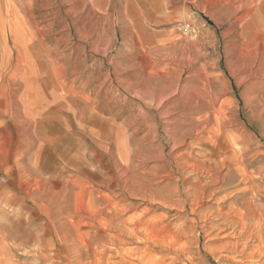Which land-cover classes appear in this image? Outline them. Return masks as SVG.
<instances>
[{
	"label": "rangeland",
	"instance_id": "rangeland-1",
	"mask_svg": "<svg viewBox=\"0 0 264 264\" xmlns=\"http://www.w3.org/2000/svg\"><path fill=\"white\" fill-rule=\"evenodd\" d=\"M205 1L49 0L54 27L68 24L51 37L52 74L64 55L78 85L93 73L100 137L114 125L107 143L87 133L66 160L23 166L36 179L19 181L20 219L41 226L37 207L65 221L51 264H264V18L242 0ZM169 83L160 108L134 95Z\"/></svg>",
	"mask_w": 264,
	"mask_h": 264
},
{
	"label": "crops",
	"instance_id": "crops-1",
	"mask_svg": "<svg viewBox=\"0 0 264 264\" xmlns=\"http://www.w3.org/2000/svg\"><path fill=\"white\" fill-rule=\"evenodd\" d=\"M241 3L256 5L257 18H264V0ZM67 27H54L49 0L46 6L45 0L42 5L36 0H0V264H51L50 258L62 241L58 229L65 225L64 220L41 218L37 207L31 211L37 213L36 222L41 226L20 219V199L30 194L19 181L36 179L32 172L36 164L56 163L57 157L66 160L67 149L83 142L87 133L94 136L96 146L99 139L107 143L113 137L114 125L107 122L103 126L106 136L99 135L93 73L78 85L84 72L77 65L69 66L64 55L58 66L61 72L52 74L51 57L60 49L52 45L51 37L54 32L55 37L63 35ZM142 51L141 47L139 53ZM152 57L147 66H140L141 72L155 66L157 59ZM172 85L167 86L174 90ZM139 91L150 90L140 87ZM102 115L103 119L109 114ZM25 164L32 169L23 171ZM22 206L26 208V204ZM79 206L75 203L74 207L77 210ZM60 210L66 212L65 207Z\"/></svg>",
	"mask_w": 264,
	"mask_h": 264
},
{
	"label": "bare ground",
	"instance_id": "bare-ground-1",
	"mask_svg": "<svg viewBox=\"0 0 264 264\" xmlns=\"http://www.w3.org/2000/svg\"><path fill=\"white\" fill-rule=\"evenodd\" d=\"M201 6V5H200ZM73 7V6H72ZM126 11V10H125ZM238 13V12H237ZM241 13V12H240ZM147 21V20H146ZM219 21V20H218ZM14 26V25H13ZM150 26V25H149ZM131 32H132V29H131ZM19 37V36H18ZM133 38V37H132ZM133 41V40H132ZM20 44V43H19ZM98 49V48H97ZM97 52V51H96ZM137 54V53H136ZM145 74V73H144ZM149 77V76H148ZM218 82V81H217ZM210 83V82H209ZM221 83V82H220ZM122 85H124V84H122ZM165 85V84H164ZM144 86V85H143ZM175 86V85H174ZM179 86V85H178ZM124 87V86H123ZM141 87V86H140ZM147 87V86H146ZM126 88V87H125ZM129 89H130V87H129ZM137 89V88H136ZM135 89V90H136ZM145 89V88H144ZM162 90L160 91V93L158 94V95H155L156 93H154V94H151V93H149V92H142V91H139V90H136V92H134L135 94V96L136 97H138V98H140L141 100H143V101H145V102H147V103H149L150 105H153V106H156V107H159L160 108V106L164 103V101L166 100V98H168V96L169 95H171V94H174V91H173V89H172V87H170V86H166V87H163V88H161ZM178 89V88H177ZM182 89V88H181ZM134 90V91H135ZM155 90V89H154ZM223 90V89H222ZM127 91V90H126ZM129 92H131V91H129ZM85 98V97H84ZM87 100V99H86ZM96 101V100H95ZM97 105V104H96ZM155 108V107H154ZM167 110V109H166ZM163 111V110H162ZM215 114H217V113H215ZM218 114H220V115H222L223 113H222V111H219L218 112ZM208 115H210V114H208ZM211 117V116H210ZM209 117V118H210ZM217 119V118H216ZM220 119V118H219ZM149 123V122H148ZM147 124V123H146ZM215 125V124H214ZM169 127V126H168ZM167 127V128H168ZM215 129H217L216 127H215ZM214 129V130H215ZM227 129V128H226ZM211 130H213V129H211ZM93 131V130H92ZM171 131V130H170ZM192 131V130H191ZM167 134V133H166ZM216 134V133H215ZM220 134V133H219ZM215 136V135H214ZM170 137H172L171 135H170ZM168 139V138H167ZM242 139V138H241ZM238 140V139H237ZM215 141H216V139H215ZM195 142V141H194ZM99 143V142H98ZM106 143V142H105ZM201 142H199V144H200ZM101 144V143H100ZM109 144V143H108ZM178 144H179V142H174L173 141V146H172V148H176L177 146H178ZM185 144V143H184ZM206 144V143H205ZM105 147V146H104ZM111 147V146H110ZM200 147H201V145H200ZM206 147V146H205ZM223 145H218L217 146V149H216V151H214V153H213V155L216 157V158H223V160H224V156H222L223 154H225V150H222L223 149ZM125 148V147H124ZM141 148V147H140ZM110 150V149H109ZM193 150V149H192ZM203 150V149H202ZM107 151H108V149H107ZM170 151V150H169ZM174 151V150H173ZM179 151V150H178ZM249 151V150H248ZM109 152V151H108ZM112 152H114V151H112ZM161 152V151H160ZM175 152V151H174ZM183 152V151H182ZM186 152V151H185ZM206 152V151H205ZM111 153V152H110ZM141 153V152H140ZM164 153V152H163ZM166 153V152H165ZM197 153V152H196ZM232 153V152H231ZM230 153V154H231ZM248 153V152H247ZM180 154V153H179ZM200 154V153H199ZM144 155V154H143ZM186 155V154H185ZM205 155V154H204ZM228 155V154H227ZM116 156V155H115ZM192 156H195V155H192ZM198 156V155H197ZM117 157V156H116ZM181 157V156H180ZM199 157H201V156H199ZM202 157H203V155H202ZM232 157V156H231ZM131 158V157H130ZM169 158V157H168ZM230 158V157H229ZM119 159V158H118ZM143 159V158H142ZM148 159V158H147ZM243 159V158H242ZM226 160H228V159H226ZM225 160V161H226ZM237 160V159H236ZM115 161H116V159H115ZM203 161H205V159L203 160ZM114 162V161H113ZM118 162V161H117ZM155 162V161H154ZM190 162H192V161H190ZM116 163V162H115ZM195 163V162H194ZM197 163V162H196ZM210 163V162H209ZM150 164V163H149ZM153 164V163H152ZM184 164L185 165H188V166H190L191 164L189 163V161L188 160H184ZM204 164V163H203ZM127 165V164H126ZM217 166V165H216ZM215 166V167H216ZM117 167V166H116ZM191 167V166H190ZM161 168V167H160ZM171 168V167H170ZM236 168V167H235ZM239 168V167H238ZM237 168V169H238ZM217 169V168H216ZM234 169V168H233ZM198 170V169H197ZM220 170V169H219ZM232 170V169H231ZM161 171V170H160ZM252 172V171H251ZM201 173V172H200ZM242 173V172H241ZM119 174V173H118ZM142 174V173H141ZM148 174V173H147ZM166 174V173H165ZM189 174V173H188ZM229 174H231V172L229 173ZM235 174V173H234ZM237 174V173H236ZM125 175V174H124ZM169 175V174H168ZM171 175V174H170ZM120 176V175H119ZM238 176V178H239V174L237 175ZM142 177H144V175H142ZM148 177V176H147ZM184 178H185V176H183ZM213 177V176H212ZM212 177H208V178H212ZM234 177V176H233ZM232 177V178H233ZM112 178V177H111ZM236 178V177H235ZM234 178V179H235ZM244 178V177H243ZM204 179V178H203ZM229 179V178H228ZM146 180V179H145ZM164 180V179H163ZM236 180V179H235ZM230 181V180H229ZM232 181V180H231ZM158 182V181H157ZM193 183V182H192ZM160 185V184H159ZM130 186V185H129ZM164 187V186H163ZM132 188V187H131ZM130 188V189H131ZM197 188V187H196ZM256 190V189H255ZM210 192V191H209ZM246 192V191H245ZM173 193V192H172ZM210 194V193H209ZM211 195H213V194H211ZM209 196V197H212V196ZM244 195V194H243ZM247 195V194H246ZM259 195V194H258ZM136 197V196H135ZM134 197V198H135ZM141 198V197H140ZM243 198V197H242ZM259 198V197H258ZM257 198V199H258ZM147 199H149V198H147ZM263 199V198H262ZM143 200H145V198H143ZM177 200V199H176ZM191 200V199H190ZM156 201V200H155ZM154 201V202H155ZM180 201V200H179ZM189 201V200H188ZM241 201V200H240ZM146 203V202H145ZM120 204V203H119ZM149 204V203H148ZM241 204V203H240ZM187 206V205H186ZM207 206V205H206ZM196 207V206H195ZM242 207V206H241ZM193 208H194V206H193ZM164 209V208H163ZM201 209V208H200ZM156 210V209H155ZM244 210H246V209H244ZM154 211V210H153ZM147 213H149V212H147ZM150 213H151V211H150ZM245 213H246V211H245ZM223 215V214H222ZM250 215V214H249ZM253 215V214H252ZM142 216H143V214H142ZM262 216V215H261ZM144 217V216H143ZM146 217H148L147 215H146ZM221 217V216H220ZM139 218V217H138ZM145 218V217H144ZM209 218H210V216H209ZM237 217L235 216V219H236ZM260 218V217H259ZM215 219V218H214ZM250 219H251V217H250ZM124 220V219H123ZM198 220V219H197ZM232 220V219H231ZM244 220V219H243ZM252 220V219H251ZM211 221V220H210ZM217 221V220H216ZM233 221V220H232ZM257 221V220H256ZM192 222V221H191ZM201 222V221H200ZM231 222V221H230ZM236 222V221H235ZM244 222V221H243ZM199 223V222H198ZM214 223V222H213ZM228 223V222H227ZM262 223V222H261ZM256 224V223H255ZM258 224H260V223H258ZM228 225H230V224H228ZM233 225H234V223H233ZM212 226V225H211ZM260 226V225H259ZM210 228V227H209ZM238 228V227H237ZM150 226L149 225H147L146 223L144 224V231L146 232V233H149V234H154V232H151L150 230ZM205 229V228H204ZM215 229V228H214ZM253 229V228H252ZM205 230H207V229H205ZM220 230V229H219ZM258 230V229H257ZM214 232V231H213ZM229 232V231H228ZM233 232H235L234 231V229H233ZM232 232V233H233ZM221 233V232H220ZM246 233V232H245ZM248 233V232H247ZM253 233V232H252ZM230 234V233H229ZM222 235H224V234H222ZM221 235V236H222ZM231 235V234H230ZM233 235V234H232ZM220 236V237H221ZM226 236V238H227V234L225 235ZM224 237V236H223ZM229 237V236H228ZM244 237H247V236H244ZM152 238H153V235H152ZM216 238H218V237H216ZM235 238V237H234ZM253 238H255V237H253ZM254 241V240H253ZM241 243H243V242H241ZM228 244V243H227ZM251 244V243H250ZM236 245V244H235ZM257 245V244H256ZM250 246V245H249ZM254 246V245H253ZM213 247V246H212ZM230 247V246H229ZM236 247V246H235ZM232 248H233V246H232ZM242 248V247H241ZM244 248V247H243ZM250 248V247H249ZM218 249H220V248H218ZM221 249H222V247H221ZM227 250H228V248H226ZM251 249H252V247H251ZM255 249V248H254ZM212 250H213V248H212ZM226 250V251H227ZM237 250V249H236ZM243 250V249H242ZM221 251V250H220ZM232 251V250H231ZM230 251V252H231ZM217 252V251H216ZM229 252V253H230ZM236 252V251H235ZM247 252H250L251 253V251H247ZM254 252H256V251H254ZM211 253V252H210ZM237 253V252H236ZM243 253V252H242ZM263 254V253H262ZM244 255V254H243ZM226 256H228L227 254H226ZM264 256V255H263ZM238 257V256H237ZM236 257V258H237ZM240 257V256H239ZM242 257V256H241ZM233 259V258H232ZM249 261H250V259H248ZM248 260H247V262L246 263H248ZM138 261V260H137ZM240 261V260H239ZM242 261V260H241ZM253 261V260H252ZM255 261V260H254ZM258 261V260H257ZM256 262V261H255ZM242 263H243V261H242ZM146 264H152V261L151 260H149Z\"/></svg>",
	"mask_w": 264,
	"mask_h": 264
}]
</instances>
